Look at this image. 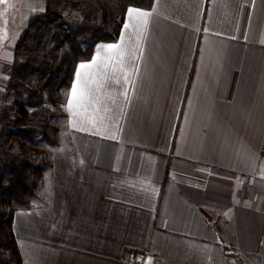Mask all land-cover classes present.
I'll list each match as a JSON object with an SVG mask.
<instances>
[{
	"label": "crops",
	"instance_id": "1",
	"mask_svg": "<svg viewBox=\"0 0 264 264\" xmlns=\"http://www.w3.org/2000/svg\"><path fill=\"white\" fill-rule=\"evenodd\" d=\"M45 9L0 2V106ZM59 111L46 193L11 217L20 264H264V0L127 7Z\"/></svg>",
	"mask_w": 264,
	"mask_h": 264
},
{
	"label": "trees",
	"instance_id": "2",
	"mask_svg": "<svg viewBox=\"0 0 264 264\" xmlns=\"http://www.w3.org/2000/svg\"><path fill=\"white\" fill-rule=\"evenodd\" d=\"M152 0H46L20 34L0 106V264H20L15 209L41 201L52 154L63 143V105L79 61L117 38L127 7Z\"/></svg>",
	"mask_w": 264,
	"mask_h": 264
},
{
	"label": "snow or ice",
	"instance_id": "3",
	"mask_svg": "<svg viewBox=\"0 0 264 264\" xmlns=\"http://www.w3.org/2000/svg\"><path fill=\"white\" fill-rule=\"evenodd\" d=\"M0 2H4V0H0ZM129 13L130 14H135V15H138V16H147L148 14L147 13H144L142 12L141 10H134V9H129ZM109 48H112L114 47L113 45H109L107 46ZM96 59V57H94V60ZM88 67V65H85V64H81L78 66V72H77V76L79 77V72H80V69H84ZM76 94V83L74 82V85H73V96H75ZM71 104V101L69 102Z\"/></svg>",
	"mask_w": 264,
	"mask_h": 264
},
{
	"label": "rangeland",
	"instance_id": "4",
	"mask_svg": "<svg viewBox=\"0 0 264 264\" xmlns=\"http://www.w3.org/2000/svg\"><path fill=\"white\" fill-rule=\"evenodd\" d=\"M55 106H56L57 110L59 111V108L61 107V105H56L55 104Z\"/></svg>",
	"mask_w": 264,
	"mask_h": 264
}]
</instances>
